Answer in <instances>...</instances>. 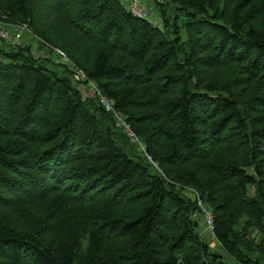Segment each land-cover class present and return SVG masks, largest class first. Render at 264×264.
I'll return each mask as SVG.
<instances>
[{
    "label": "trees",
    "instance_id": "1",
    "mask_svg": "<svg viewBox=\"0 0 264 264\" xmlns=\"http://www.w3.org/2000/svg\"><path fill=\"white\" fill-rule=\"evenodd\" d=\"M170 3L173 32L163 6L160 28L120 0H0V23L41 38L38 27L60 28L43 41L69 54L144 146L137 154L99 98L83 97L69 66L0 46V264H225L199 239L188 188L212 209L224 250L245 247L241 264H264V3ZM6 212L36 220L17 229Z\"/></svg>",
    "mask_w": 264,
    "mask_h": 264
},
{
    "label": "rangeland",
    "instance_id": "2",
    "mask_svg": "<svg viewBox=\"0 0 264 264\" xmlns=\"http://www.w3.org/2000/svg\"><path fill=\"white\" fill-rule=\"evenodd\" d=\"M120 1L127 8V4H128L127 0H120ZM207 1H209V0H207ZM260 2L264 3V0H260ZM143 5H144V9L147 11L151 20L154 21L156 26H158L160 28L164 27V24H163L164 22L162 19L164 16H163L162 10H161V6H163L164 11H166V13L170 16L169 22H170V26H171V32H173L175 30L173 27V25H174L173 15H175V12L173 10L176 9L177 6L171 4L170 0H143ZM159 7H160V9H159ZM180 24H181V22H180ZM180 24L178 26V28H180L179 29V36L184 37L185 31L182 28V25H180ZM25 26L26 27H23L24 32H22V40L18 44H23V45H28V46L30 45L33 52L35 53V55H37L38 57H40V55H41L42 57H46V58L50 59L53 62V65L50 67L54 71L63 72L64 70H66L65 67L69 66V68L71 69V71L73 73L74 81L76 83H80V86H81L80 88L82 89V93L83 92L85 93V94L83 93V97L84 98L85 97H87V98H90V97L95 98L96 97L97 98L94 89L89 85V83L86 85V83L83 82L84 81L83 79H82V83L80 82V80H78V78H77L78 77V71H82V70H81V68L77 67L76 64L70 59V57L68 56L69 54H67L66 51H64L62 48L57 47V46H53V45L51 46L48 43H46L45 41H43L42 38H46V39L50 40V38H52V37H58L59 35L63 34V32L60 30V28L54 27V26H52V24H49L47 26V31H44L40 27H38V31L40 33H42L43 35H45L41 38V37H37L38 35L35 33V29L30 28L28 25H25ZM5 27L11 33L14 32V29H17V31H18V28H16L15 26H5ZM53 42H55V41H53ZM8 44H9L8 42H6V41L4 42L0 39V46H3L4 48H8ZM59 46H61V45L59 44ZM56 49H60L61 51H63L66 55V59L61 58L60 55L57 54ZM82 62H83V57H82ZM82 72L85 74L84 71H82ZM212 141H214L216 143L218 141V139L214 138V139H212ZM136 147H135V151L137 152V154L142 153V151L144 152V150H142V147L140 145H139V148L138 147L136 148ZM244 151H245L246 161H249V163H250L252 158L247 155L246 150H244ZM234 153L239 154V151H234ZM227 155H231V153H228L227 149L219 151V158H225ZM216 162L219 163V161H216ZM230 163H234V160H232V161L227 160L225 162H222L221 164L228 165ZM263 166H264V164H263ZM246 171L252 172V169L247 168ZM212 176H213L212 174H205L203 176L204 181H207V179H212ZM226 185H228V183H226ZM187 190H188L189 196L194 201L199 202L201 210L203 212V215L198 214L196 216L198 218V220L200 221V226L196 230L197 234L199 236V239L204 244H206V246L208 247L210 252H214L216 254H219V256L222 257V260L225 264H241L239 261L238 255H242V256L246 255L247 252H246L245 247L240 248L238 255H235V256L229 255L228 252H226L224 250V248L216 240L215 235H214V229L210 228L209 220H208V214L212 217V221H213V216H212V212H211L212 209L206 207L203 204V201L201 200V197L196 190L191 189V188H188ZM227 190H228L227 188H224V192H223L224 195L227 194L228 192H230ZM257 193H258L257 189H255V188L249 189V195L253 199L259 198V195ZM261 195H262V198L264 199V196L262 193H261ZM5 219L8 221L9 225L14 226L17 229L28 230V231L31 230V225H33L35 220H36V218H31L30 216H27V215H15V214H12L10 212L5 213ZM249 220H250V218L248 216H245L243 218V220L240 222L239 226L237 227L236 233H237L238 237H240L244 241L247 237L251 238L250 237L251 232H249L248 230L247 231L245 230L246 224L248 223ZM52 223H54V220H52ZM255 226H257V225H255ZM45 231L50 232L49 223H46ZM56 231H58V229H56ZM253 235L256 237L255 233ZM258 239L259 238H257V240ZM86 246H87V242L84 241L83 247H86ZM113 251H114V242L108 246L107 252L112 254Z\"/></svg>",
    "mask_w": 264,
    "mask_h": 264
},
{
    "label": "built area",
    "instance_id": "3",
    "mask_svg": "<svg viewBox=\"0 0 264 264\" xmlns=\"http://www.w3.org/2000/svg\"><path fill=\"white\" fill-rule=\"evenodd\" d=\"M127 3H128L127 9L134 16H136L137 18H141V19L151 20L147 11L144 9L143 0H127ZM5 26H15L16 28H18V31L17 29H14V32L11 33L8 31V29ZM23 27H26V26L0 23V39L8 42L10 45H15V44L17 45L22 40V32H24ZM56 52L57 54L60 55L61 58L66 59V55L63 51H61L60 49H56ZM82 73H83L82 71H78L77 78L80 81L82 79L83 80L86 79L85 74L84 73L82 74ZM89 85L94 89L96 96L99 98V101L101 105L105 108V110L113 113L114 117L117 120V126L121 128L133 142L140 145L142 149L144 150V147L142 143L139 141L137 135L132 131V129L130 128V125L127 123L124 117L114 109L113 104L108 100V98L99 91L95 83L89 82ZM148 160L151 161L155 167H157V164H155L154 161L150 157H148ZM208 220H209L210 228L214 229L212 217L209 214H208Z\"/></svg>",
    "mask_w": 264,
    "mask_h": 264
}]
</instances>
